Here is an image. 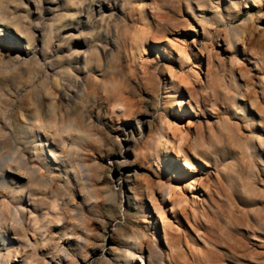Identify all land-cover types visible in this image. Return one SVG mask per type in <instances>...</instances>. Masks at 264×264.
<instances>
[{"label": "rangeland", "instance_id": "obj_1", "mask_svg": "<svg viewBox=\"0 0 264 264\" xmlns=\"http://www.w3.org/2000/svg\"><path fill=\"white\" fill-rule=\"evenodd\" d=\"M0 27V264H264V0H0Z\"/></svg>", "mask_w": 264, "mask_h": 264}, {"label": "bare ground", "instance_id": "obj_2", "mask_svg": "<svg viewBox=\"0 0 264 264\" xmlns=\"http://www.w3.org/2000/svg\"><path fill=\"white\" fill-rule=\"evenodd\" d=\"M3 29L0 27V31H2ZM7 39L11 42V44H13V45H18L17 43V37L16 36H14V35H10L9 37H7ZM19 46V45H18ZM137 244V243H136ZM231 248V250L234 252V254H238V253H240V252H242V250H240L239 249V247H237V246H231L230 247ZM131 256H130V258H128L127 259V262L129 263V264H131L132 263V261H131ZM136 262V261H135Z\"/></svg>", "mask_w": 264, "mask_h": 264}]
</instances>
